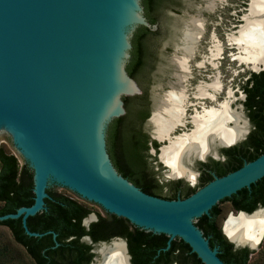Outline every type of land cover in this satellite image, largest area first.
I'll use <instances>...</instances> for the list:
<instances>
[{
    "label": "water",
    "instance_id": "water-1",
    "mask_svg": "<svg viewBox=\"0 0 264 264\" xmlns=\"http://www.w3.org/2000/svg\"><path fill=\"white\" fill-rule=\"evenodd\" d=\"M140 25L156 30L144 17L140 0H0V132L6 127L12 133L33 173L34 194L31 206L0 216V222L21 218L28 236H42L30 232L26 221L45 209L52 183L135 226L181 239L203 264H224L195 223L263 182L264 154L184 199L150 196L118 174L106 149V130L125 114L123 98L141 93L125 70L130 39ZM100 64L115 67L132 88L112 87L89 111L83 132L95 131L105 165L85 143L69 102L80 75L99 79L88 76L98 72H90V66ZM84 67L89 68L86 74L80 72ZM82 84L98 86L86 80ZM87 91L94 97L93 90Z\"/></svg>",
    "mask_w": 264,
    "mask_h": 264
},
{
    "label": "clouds",
    "instance_id": "clouds-1",
    "mask_svg": "<svg viewBox=\"0 0 264 264\" xmlns=\"http://www.w3.org/2000/svg\"><path fill=\"white\" fill-rule=\"evenodd\" d=\"M241 3L247 7H239L231 0H181L179 15L171 10L165 13L167 35L159 41L150 87L153 111L145 121V132L163 145V140L169 139L177 128L186 129L188 124L193 127L173 138V142H179L180 150L160 172V183L184 180L195 187L200 176L197 161L207 163L211 157L218 163H227L228 157L219 149H231L247 139L244 129L247 127L250 132V122L240 118L242 105L232 108L236 92H240L238 86L233 90L232 80L246 69L257 74L264 72V0ZM227 8L233 9L230 15L242 23L225 28L221 40L216 29L222 24L220 13ZM238 11L242 14L238 15ZM213 16L216 20L210 19ZM225 59L229 62L226 70L232 73L227 81L221 72ZM244 98L240 92L239 99ZM151 140L149 155H154ZM164 191L167 193L168 189ZM90 220L99 222L95 213H89L82 219L86 230H90ZM222 231L237 248L258 246L264 241V205H258L251 213L243 209L229 213ZM88 239L84 237L82 242ZM112 243L125 248L127 245L120 237H114ZM117 257H121L118 264H131V256L121 252L104 264H117Z\"/></svg>",
    "mask_w": 264,
    "mask_h": 264
},
{
    "label": "flooded vegetation",
    "instance_id": "flooded-vegetation-1",
    "mask_svg": "<svg viewBox=\"0 0 264 264\" xmlns=\"http://www.w3.org/2000/svg\"><path fill=\"white\" fill-rule=\"evenodd\" d=\"M148 81L149 76L143 87L137 83L141 93L131 96V98L137 97L135 100L139 116L137 128L141 141L139 163L134 168L123 165L121 167L122 175L145 194L165 200L184 199L215 178L234 172L264 154V72L257 74L249 70L238 86L245 98L239 99L240 95L238 96L236 92L237 99L232 105V108L236 106V103L242 105L240 118L250 122V132L247 127L244 129L247 139L231 149H219L222 155L228 157L227 163H218L211 157L208 158L207 163L197 161L196 170L200 172V176L195 187L190 186L184 180L160 183L157 177L167 164L163 150L171 145L170 142L173 143L175 136L171 133L170 138L164 139L162 145L156 140H151L145 132L144 125L148 118L143 119V116L145 114L150 116L153 111V102L146 88ZM150 140L154 155H149ZM212 147L215 150L216 144L213 143ZM165 188L168 189L167 193L164 191ZM226 202H228L230 213L241 209L251 213L258 205H264V181ZM89 213H95L99 222L90 220V230H86L81 220L80 226L83 233L74 235L77 246L74 251L75 259L79 257L81 251H84V257L80 260L81 264H97V262L104 264V261L111 259L117 249L124 256H131V264H203L188 244L179 238L169 240V237L164 234H157L152 230L135 226L126 219L111 214H102L92 210ZM220 214L219 208L212 210L208 217L199 218L195 223L208 241V245L216 249V254L224 264H259L257 261L260 259L264 242L261 241L258 246L237 248L223 233L222 228L226 219L219 224ZM84 237L89 239L82 242ZM114 237L126 240V248L113 244Z\"/></svg>",
    "mask_w": 264,
    "mask_h": 264
},
{
    "label": "trees",
    "instance_id": "trees-1",
    "mask_svg": "<svg viewBox=\"0 0 264 264\" xmlns=\"http://www.w3.org/2000/svg\"><path fill=\"white\" fill-rule=\"evenodd\" d=\"M175 2L176 0H140L147 22L157 26L162 21L165 6ZM156 37L154 31L140 25L130 39V56L125 70L141 87L147 83L151 61L155 59ZM136 99L137 97L123 98L125 114L113 119L106 130L108 155L118 174L125 179L121 173L122 165L128 168L137 166L141 152ZM148 116L149 114H145L143 119ZM32 176L33 173L26 164L20 166L13 154L0 147V216L14 214L19 208L33 204ZM46 193L48 197L44 199L45 209L28 217L26 221L30 232L42 236H28L22 227L21 218L4 220L0 225L10 231L13 240L23 248L32 264H81L84 251L75 259L74 251L77 246L74 235L83 233L80 221L90 210L73 198L56 193L53 189H47ZM212 210H218V206L211 209L209 214ZM209 214L200 218H206Z\"/></svg>",
    "mask_w": 264,
    "mask_h": 264
},
{
    "label": "rangeland",
    "instance_id": "rangeland-1",
    "mask_svg": "<svg viewBox=\"0 0 264 264\" xmlns=\"http://www.w3.org/2000/svg\"><path fill=\"white\" fill-rule=\"evenodd\" d=\"M231 2L233 4L239 5V7H243V8L247 7V4L241 3V0H231ZM181 8H182L181 0H176L175 3H172L168 6H165V8L163 9L162 21H160V24H158V26L156 25V30L154 31L156 33V36H157L156 37L157 38L156 55H155V59H153L151 61V67L149 69V74H148L149 81H148V84L146 86V88L149 92V95H150V87L153 83V73L156 71V65L158 62L157 50L159 48V41L163 36L167 35L165 24H166L168 18L166 17L165 13L167 10H171V11L177 12V15H179L180 14L179 10ZM232 10L233 9H231V8H227L222 13H220V16L222 18V24L220 27H217L216 31H217L218 35H220L221 40L224 39L223 31L225 28H231L232 24L242 23V21H238L235 17H232L230 15ZM240 14H242V13H240L238 11V15H240ZM210 19L216 20V17L213 16V17H210ZM208 30H209V32H211V30H212L211 26H209ZM225 56L227 57V51L225 52ZM228 63H229L228 60L225 59V61L223 62V67L221 68V72L224 74L226 81L228 79H231V77H232V73L226 70ZM232 68L233 69L236 68L235 63L232 64ZM240 68L243 69V68H245V66L240 65ZM249 70L250 69L240 71L239 75L236 76L235 79L232 80V86H233L234 91H235V88L241 84L242 77L246 76V73ZM192 83L194 84L195 81H192ZM239 95L240 94L238 92V96ZM150 98L153 102V97L150 96ZM220 99H223V96H221ZM238 105L239 104L236 103V106H233V108H236ZM189 112H191V109H189ZM191 129H192V126L190 124H188L186 129L177 128L176 131L172 133V135L175 137H178V136L182 135L185 131H188ZM0 147H4L8 152L13 154L17 158L20 166L23 165L24 163H26L20 149L14 143V138H13L12 133L6 127H3L1 132H0ZM47 187L49 189H53L56 193H60V194H63V195H66L68 197L73 198L74 200H76L77 202H79L83 206H85L87 209H90V211L92 210V211L100 212L102 214H109V213H107V211L102 206H100L99 204H97L96 202H94L92 200H89L85 197H82L81 195H79L78 193H76L75 191L70 189L69 187H65V186H61V185H57V184H52V183H49L47 185ZM218 208L221 212L220 217H219V224H220V223H222V221H224L225 219L228 218V215L230 213V208L228 206V202H224V203L218 205ZM195 220H196V218L193 219L192 222H195ZM262 242H264V241H262ZM257 262L259 264H264V248L261 250L260 259ZM0 264H32L31 261L29 260V258L27 257V255L25 254V251L23 250V248L13 240V237H12L10 231L3 225H0Z\"/></svg>",
    "mask_w": 264,
    "mask_h": 264
},
{
    "label": "bare ground",
    "instance_id": "bare-ground-1",
    "mask_svg": "<svg viewBox=\"0 0 264 264\" xmlns=\"http://www.w3.org/2000/svg\"><path fill=\"white\" fill-rule=\"evenodd\" d=\"M101 66H90V72L91 71H98L91 76L88 77H97L98 80L90 81L87 80L88 78H82L83 76H79L78 85L75 84L73 98L69 100L70 105L72 107L73 113L75 115L76 121L78 123L79 129L81 131V134L83 135L84 141L89 147V149L93 152L94 156L102 163V165H105L103 156L101 154V150L99 149V142L97 140V137L95 136V131L92 129L89 131V133L83 132L84 127L88 126L87 118L89 116V111L91 108H93V105L97 104L100 100V97L103 95H106L108 92H110V89L114 87L115 89H120L123 91H131V86L120 76L118 73V70L116 71L115 67H107L104 64H100ZM81 68V67H80ZM80 72L83 74H86L89 72V68H82ZM95 75V76H93ZM82 76V77H81ZM84 80L88 81L91 84L98 85L97 87L88 88V86H84L82 82L84 83ZM87 90H93L92 94H94V97H90V94ZM95 90L98 91L97 94H95ZM91 98V99H90ZM117 108L115 107L113 111H115ZM219 119V118H218ZM93 128V127H92ZM171 145L163 150V156L165 158V161L168 162V160L171 159V156L180 150V144L179 142H170ZM189 156L192 154V150H188ZM120 250L117 249L114 253L119 252ZM112 256V255H111ZM112 258V257H111ZM121 257H117V260H119ZM117 262V263H118Z\"/></svg>",
    "mask_w": 264,
    "mask_h": 264
}]
</instances>
